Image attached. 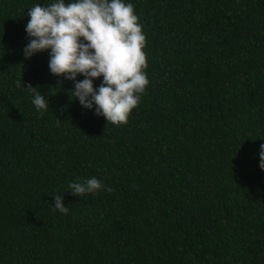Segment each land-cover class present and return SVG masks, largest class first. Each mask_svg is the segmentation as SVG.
I'll use <instances>...</instances> for the list:
<instances>
[{"label": "trees", "instance_id": "16d2710c", "mask_svg": "<svg viewBox=\"0 0 264 264\" xmlns=\"http://www.w3.org/2000/svg\"><path fill=\"white\" fill-rule=\"evenodd\" d=\"M51 2L0 0V264H264V0H125L149 84L120 126L48 51L24 59L27 10ZM92 176L113 191L71 194Z\"/></svg>", "mask_w": 264, "mask_h": 264}, {"label": "clouds", "instance_id": "9594fccd", "mask_svg": "<svg viewBox=\"0 0 264 264\" xmlns=\"http://www.w3.org/2000/svg\"><path fill=\"white\" fill-rule=\"evenodd\" d=\"M27 16L24 59L48 51L50 73L73 82L69 90L72 99L85 109L94 108V114L103 116L106 123L126 124L149 84L144 71L148 67L146 38L134 5L125 0H70L67 5L65 0H52L34 4ZM78 74L84 78L77 79ZM101 77L100 84L94 86V80ZM16 83L24 86L40 115L49 109L48 96L42 94L39 85L24 84L22 79ZM62 121L57 117L55 126L59 128ZM258 154L259 167L264 170V143L259 145ZM68 189L78 197L113 191L96 176L72 182ZM53 198L52 210L69 214L63 197L56 193Z\"/></svg>", "mask_w": 264, "mask_h": 264}]
</instances>
